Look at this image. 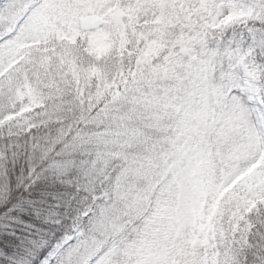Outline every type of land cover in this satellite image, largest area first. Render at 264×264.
Listing matches in <instances>:
<instances>
[{"label":"snow or ice","instance_id":"6c2138e0","mask_svg":"<svg viewBox=\"0 0 264 264\" xmlns=\"http://www.w3.org/2000/svg\"><path fill=\"white\" fill-rule=\"evenodd\" d=\"M0 264H264V0H0Z\"/></svg>","mask_w":264,"mask_h":264}]
</instances>
